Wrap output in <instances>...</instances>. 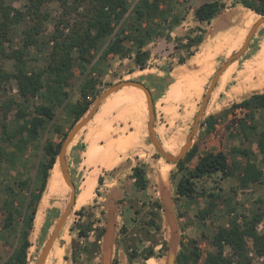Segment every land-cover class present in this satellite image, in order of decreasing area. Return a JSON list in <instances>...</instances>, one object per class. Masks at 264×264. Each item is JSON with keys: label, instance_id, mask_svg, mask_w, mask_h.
Masks as SVG:
<instances>
[{"label": "trees", "instance_id": "1", "mask_svg": "<svg viewBox=\"0 0 264 264\" xmlns=\"http://www.w3.org/2000/svg\"><path fill=\"white\" fill-rule=\"evenodd\" d=\"M53 1L60 6L61 17L53 25L49 35L51 48L48 61L39 69L28 70V49L37 45V36L41 32L43 20L47 18L42 7ZM174 1L135 0L131 7L129 0H28L25 10H20L7 4L5 0H0V89L11 79L15 80L17 87L16 98L10 96L0 103V140L11 144L17 151H22L27 145H33L39 139L40 131L47 128V124L55 119L59 109H68L73 117L71 127L82 118L89 111L96 97L114 84L108 83L106 88L101 89L97 87L100 73L87 76V69L93 64L95 52H98V57L101 58L116 54L120 59H130L133 67L129 68V73L145 71L151 60V52L146 45L159 35L165 36L167 40H173L174 48L179 52L185 51V55H180L177 61L178 64L184 63L186 58L193 54L191 48L202 41V30L199 28V32L194 34L171 39L168 31L180 22V17L172 10ZM236 1L253 12L254 20L264 16V0ZM225 7L224 3L216 0L206 1L194 8L193 17L198 22H209ZM23 21L26 25L21 31V46L7 47L11 42L12 27ZM163 29L167 32H163ZM2 59L13 60L12 72L3 68ZM75 61L80 72L86 77L80 83V98L70 103L66 87L72 84ZM135 89L137 92H142L139 88ZM111 97L101 103L96 113ZM36 98L40 101H35ZM237 109L243 112V117L234 119L231 124L237 126L243 141L253 139L257 152L262 157L253 158L246 147L239 146L231 149L232 153L240 156L239 159L230 160L222 150L197 155L198 145L193 143L186 154L179 161L174 162L176 171L170 174V178L175 185L174 202L177 216L185 217L179 202L182 198L203 197L206 203L194 215L199 221L206 222L219 205L225 207L228 217L227 222L219 224L211 236L210 243L214 248L212 251L206 252L203 256L197 241L181 240L175 264H264V209L258 208L246 213L239 209L241 204L234 200L238 189L242 192L251 190L254 184L264 185V128H259L255 122V113L264 109V91L254 92L247 98L232 103L227 110L234 112ZM12 110L18 122L14 128L9 129L6 121ZM216 122L217 116L210 114L201 121L200 125L205 124L204 132L208 134L214 130ZM53 128L60 135V141L55 143L45 139L40 145L44 159L37 164L35 178L25 177L13 181L12 184L3 181L4 177L0 179V183L5 182L3 186L5 194L14 192L15 186L18 189L12 197L6 196L0 206L1 228L3 231L13 233L16 239L11 253L2 264H27V254L31 246L29 236L33 226L35 231L36 218L41 213L44 200L53 186V175L58 170L59 148L67 134L56 125ZM185 141L184 139L179 146ZM2 153L0 146V161L3 160ZM195 157L197 160L193 167H188V163ZM130 177L133 179L132 184L136 192L146 190L148 179L143 163L132 167ZM227 178H235L237 184L229 187L228 191H223L220 181ZM102 183L103 176L100 175L97 177L95 188L97 195H99L98 187ZM77 191L78 188L75 186V198ZM124 200L127 199L123 197L118 203ZM93 201L96 202V199ZM87 208L89 207L81 206L75 211L81 218V223L76 226L77 236L84 241L73 246L71 253L73 262L77 261L80 254L93 258L99 251V241L105 232L103 226L95 225L98 219L96 221L92 219V212ZM124 208L131 214L142 213L141 224L136 231H130L124 223L119 230L122 236V248L129 264H133L136 259L142 261L140 264H145L144 260L160 256L159 253L166 248L165 242L160 241L159 253L156 254L154 245L157 243L150 234L152 230L158 233L161 231L160 202L149 197H143L139 201L130 199L129 204ZM83 217H87V221H82ZM128 221L136 223L134 218ZM259 224H262L261 230L257 228ZM92 231L94 235L93 239H90L89 234ZM144 242L150 243L146 245ZM249 244L256 256L263 257L262 261L255 263L248 256ZM226 248L229 249V254L225 253Z\"/></svg>", "mask_w": 264, "mask_h": 264}, {"label": "rangeland", "instance_id": "2", "mask_svg": "<svg viewBox=\"0 0 264 264\" xmlns=\"http://www.w3.org/2000/svg\"><path fill=\"white\" fill-rule=\"evenodd\" d=\"M27 1L28 0H5L7 4H10L20 10H25ZM198 2L199 0H197V2L195 0H181L180 2L179 0L175 1L176 4L180 3L181 7H179V5H174V9L183 12L186 18V20L183 22V26L177 30L178 33L182 34V32L186 31L182 28L185 27L186 23L190 22L191 20L192 14L190 8L196 5ZM129 3L132 7L135 3V0H129ZM42 10L45 14H47V18L43 20L41 32L37 36V45L28 49V70L39 69L48 61V53L51 48L49 35L53 30V25L61 17V8L58 3L54 1L44 4ZM25 25L26 22L23 21L22 23L12 27L11 42L7 44V47L17 48L21 46V31ZM191 25L194 24H188V26ZM249 28L250 26L245 27L244 24L236 23L233 25H228L225 32L219 34L218 38L221 42H223V44L221 43L222 45L220 51L215 52L214 49L211 50V57L209 60L201 62V66H198L190 71L189 75H196L198 76L199 80H185L186 75L188 74L187 70H184V68L196 59L198 56L197 54L202 50L201 47L196 49V54H194V56L190 55L187 57L188 63L186 61V63L180 65L177 64L178 57L183 54L185 55V51L181 50V52H179V50L171 48V46L166 44H160L159 41L156 40V42H151L147 46L151 52V60L148 62V66L145 68V71L140 72L139 74H136L134 71L129 73V68L132 69L133 67L130 59H120L116 54H112L106 58H101L98 57L99 53L95 52L93 64L87 69V76H93L100 73L98 76L99 82L97 83V87L101 89L106 88L108 83L112 84L120 80L128 79L138 80L147 85L153 99V127L156 136L159 140H162L164 146L163 148L167 152V149H169L176 154L182 147L179 145L184 139H187V136L190 133L194 117L199 109L202 97L208 88L212 76L226 61V59L241 47ZM194 30L195 32H198L197 29L194 28ZM237 33H242V38L237 44L233 45L230 39ZM226 38H229V40L224 42V39ZM263 41L264 25H261L254 33L246 51L231 63L234 64L236 71L227 77L226 82L221 79V77H219L218 81L216 82V86L213 88L203 112L202 120L211 114L217 116V122L214 125V130L208 134L204 132L205 124L198 126L197 133L193 139V143L198 145L197 155L208 151L222 150L230 160L239 159V155L236 156L231 152L232 147L239 146L246 148L249 147L251 154H253V158L255 157L260 159L262 157V155H259L254 149V144L251 142V139L246 142L243 141V137L240 134L237 126L231 124L234 119L242 118L243 112L239 109L234 112H229L227 109L232 103L239 102L249 95L253 90L258 89L259 91L263 89L261 88L262 86L257 84L259 82L255 81L257 85H249L248 90L243 94L238 92L236 95L235 91L233 90V88H237L238 86L241 88V86L237 84V72L243 68V65L246 61H255L254 55L260 48V45ZM1 62L3 64V68L6 71H13L12 59H2ZM73 72L74 77L72 84L66 87V90L69 93L68 101L70 103L80 98V83L83 81L84 77H86L80 72L76 61ZM176 77L178 81H176ZM196 81H199L200 85H196L198 83ZM16 89V82L14 79H11L8 84L4 85L0 89V103L10 96L16 98ZM135 90L137 89L133 87H126L112 93L114 96L111 97L112 94L108 96L111 98L108 99L105 106L98 113L94 114L95 120H93L91 123V125H95L96 123L100 124L103 121L113 122L114 128L111 132V135L114 136V138L120 134L122 136L125 134H131L130 132L139 133L140 146L124 152L125 156L129 155L130 157L127 158L126 164H123L124 166L120 171V175L118 172V174L114 175L115 173L112 171H108V174L114 173V177H119L120 180L117 182V185L122 182V185L119 187L127 189V192H129V195H131L129 199L123 203V205L127 206L130 202V199L139 201L142 200L143 197H149L151 199L157 198L164 203L165 207L169 205L166 207V209L161 210L160 223L162 228L160 233L156 232L155 230L150 231L151 237L157 243L154 245L156 254L159 253L158 249L160 248V241H163L162 238L165 237L166 232L170 231L174 234L176 241L183 240L187 242L189 239H194L197 241V245L204 256L206 252L212 251L214 249L210 243V239L217 226L227 222L228 217L226 214V209L223 205H219L210 218L206 220V222H201L194 215L196 211L206 203V199L203 197L192 199L182 198L180 200V208L185 213V217H177L175 212V204L173 202L174 182L170 178V174L176 171V166L173 162L167 161L151 143L147 130L148 111L146 96L144 92H137ZM125 92L126 94L122 95V93ZM139 93L142 94L143 97ZM127 97H130L132 100L127 99ZM35 101L40 100L36 98ZM257 113H260L258 115H260L261 119L258 118V115L255 119L258 122L261 120V123L264 124V110L261 109ZM96 115H103L104 119L98 118ZM17 120L18 119L15 117L14 110H12L7 116L6 122L8 127H14L18 122ZM72 121L73 118L68 109H59L56 113L55 119L47 124V128H43L41 130V136L39 139L21 154L18 153V151L11 144H7L5 142L3 143L0 140V146L3 150L1 157L3 160L0 161V179L4 177L5 179L3 181L12 184L13 181H17L19 179L21 180L25 177L33 176L35 178L37 164L39 161L44 159V156L40 151V145L45 139H50L55 143L59 142L60 135L54 131V125L61 127V131L68 132L71 128ZM63 128H66V130ZM82 129L76 134V136L73 138L74 140L72 139L68 146L67 152L69 157H72L74 154L72 152V147L75 145V143L79 144L77 141ZM107 141L109 140L106 139L104 143ZM87 151H89V148H87ZM92 156L94 157L95 155L93 154ZM75 158L76 157L73 159ZM73 159L70 158L72 163L70 174L72 182L78 188V191L81 189L86 193L90 192V184L91 188H93V190H91L94 193L97 171H93L92 174H88L85 177L87 182L82 184L80 180V174L76 172L75 164L72 162ZM196 160L197 157L188 163V167L192 168ZM137 163H144L146 166L148 187L146 192H141L139 194L135 193L134 195L131 193L134 190V187L131 185L132 182L130 181L129 177V167L130 165ZM156 163L160 164L159 166H156L157 168L153 166ZM53 180V186L51 187L48 196L44 200V205L40 210L41 213L36 218L35 231L33 226V230L29 236L31 246L29 247L27 254V264L36 263L47 237L53 230L60 213L66 207L69 199L70 191L68 194V187L61 176L59 167L53 175ZM5 182L0 183V206L3 199L6 197V194L3 190ZM104 184L99 186V195L95 193L93 197L86 204H84L86 207H89L87 210L92 212V219L95 221L98 219V221H100L99 223L96 221L95 225H103L106 222V211H109V205L112 204L110 212H112V209L116 211V208H118L119 211L118 200L111 196L108 199V186ZM236 184L237 180L235 178H227L220 181V186L223 188V191H228L229 187L235 186ZM17 192L18 189L15 186L14 192L9 194L10 197H12ZM94 199H96V202L93 201ZM234 200L241 204L239 209L246 213L255 211L258 208L264 209V185L254 184L251 190H244L242 192L240 189H238V193L236 194ZM112 201L113 203H111ZM91 205L94 206L91 207ZM80 207L81 206H79L75 201V205L73 206L72 211L67 217L57 239L55 240L54 248L52 249L48 259H46L45 264H98L97 259L87 257L85 254H80L79 258L75 262L71 260L73 246H76L77 243L80 244L82 241H84L77 236L78 230L76 228L77 224L81 223V218L78 217L75 211H77ZM131 217H135L136 223H130V221H128V223L125 224V219L123 217H120L117 222H115V232L113 236H116V239L119 240V246L123 245V242L121 241L122 236L119 234L120 227L123 225V223L130 231H136L137 227H139L141 224L140 220L142 213L138 215L132 214ZM1 219L2 214L0 212V263L2 264L11 253L16 239L13 233H8L2 230ZM82 221H87V217H83ZM163 223H165V227H163ZM257 228L258 230H261L262 224H259ZM131 233L133 234L134 232ZM89 235L90 239H92L94 232H90ZM203 235H205V237H203ZM144 243L147 245L150 242ZM248 247V256L252 258L253 262L257 263L262 261L252 252L250 249V244ZM178 249H180V246ZM229 252V249L226 248L225 253L229 254ZM249 253H251V255ZM159 254L160 257H155V261L157 262H160L161 258L163 259L165 251ZM141 262L142 261L140 259H136L133 264H140Z\"/></svg>", "mask_w": 264, "mask_h": 264}, {"label": "crops", "instance_id": "3", "mask_svg": "<svg viewBox=\"0 0 264 264\" xmlns=\"http://www.w3.org/2000/svg\"><path fill=\"white\" fill-rule=\"evenodd\" d=\"M175 1L173 3V9L172 10H173V13L177 14L180 17V20H179L180 22L177 25L172 26V28L168 31V33L171 36V39H173L176 36L177 37H183L186 34H190V33L194 34V33H196L194 28L197 29L198 32H199V28L202 30V41L198 45L191 48L193 51V54L191 56H194V54H196L197 48L201 47L202 50L200 49L201 51H199V53L197 54L198 56L196 57V59L193 62L189 63V65H187L184 68V70L185 69L187 70V74H188V75H186L185 80L186 79L190 80V81L192 79L197 80L198 76H196V75L190 76L189 75L190 71L195 69L198 66H201L200 65L201 62L208 61L209 58L211 57V50L214 49L215 52L220 51L221 45L223 44V42L220 41L218 36L220 33L225 32L228 25H233V24L239 23V24H244L245 27H249L251 25V23L253 24L255 21L254 20L255 16H254L253 12L251 10H249L248 8L244 7L240 2H237L236 0H216V1L224 3L226 7L223 10L219 11V13H217L213 17V19L210 20L209 22H206V21L198 22L193 17L192 11L194 10V8L203 2L214 1V0H199V2L196 5H194L193 7L190 8V11L192 14L191 20H190V22L186 23L185 27L182 28V29H185L186 31L182 32V34H180V33H178L177 30L180 29L181 26H183V24H184L183 22L186 20V18H185V15L183 14V12L177 11L176 9H174V5H179V7H181L180 3L176 4ZM180 1L181 0H179V2ZM195 1L197 2V0H195ZM188 24H194V25L188 26ZM166 29H163L162 31L167 32ZM173 34H175V35H173ZM229 38L224 39V42L228 41ZM241 38H242V33L241 34L237 33L235 36H233L230 39V41H231V43H233V45H235L241 40ZM155 40L159 41L160 44H163V45L166 44V45L171 46V48H174V45H173L174 41L173 40H167L165 38V36H159V35L156 36V38H154L153 40H151L146 45V47L151 42H153V43L156 42ZM216 40H218V41H216ZM110 55H112V54H109L108 56H110ZM254 59H255V61H246L243 65V68L237 72V75H236V79L238 80L237 84H239L241 86V88L239 86L237 88L236 87L233 88L236 95L238 92L243 94L245 91H247L249 88L248 87L249 85L254 86V85L258 84L259 86H262L261 88H263V89H261L259 91H258V89L253 90L245 98H247L248 96H250L254 92H263L264 91V41L261 43L260 48L255 53ZM186 61L188 63V58H187V60H185L184 63H186ZM184 63H182V64H184ZM182 64H180V65H182ZM235 71H236V68H235L234 64H230L226 68V70L221 74L220 77H221V79H223L226 82L227 77L229 75H231L232 73H234ZM134 72L136 74H139L140 72H143V71H134ZM176 81H178L177 77H176ZM255 81H258L259 83L256 84ZM196 82H198L196 85H200L199 81H196ZM124 88H126V87H124ZM119 94H121V93H119ZM124 94H126V92L122 93V95H124ZM128 94H130V93H128ZM127 99L132 100L130 97H127ZM137 102H139V101H137ZM257 112H259V110ZM256 113H255V118L258 114H260V113H257V114ZM96 116H98V118H103V115H96ZM94 118H95V116L87 123L88 125H85L83 127L81 133L79 134V139L77 141V142H79V144L75 143V145L72 147V152L74 153L73 156L69 157L68 152H67V164H68L69 173L71 174V164H72L70 161V158L73 159L74 157H76L75 159L72 160V162H74V164H75L76 172L80 174V180H81L82 184H84V182H87L85 177L88 174H90V173L92 174L93 171H97L96 182H95V186H94V193L92 191L93 188H91L90 184H89V187H90L89 191L90 192L86 193V192L82 191L81 189H79V191H77L75 201L79 206H85L84 204H86L93 197V195L95 194V188L97 187V177L100 175L103 176V183L102 184L105 183L104 185L108 186V189H107L108 199L110 198V196L113 198L115 197L117 200H119L123 197L125 199H129V197L131 195H129V192H127V189H123V188L119 187L122 185V182H120L119 185H117V182H119L120 179H119V177H116V176H115L116 177L115 178L114 175H116L118 173L120 175V171L122 170V168L124 166L123 164L124 163L126 164L127 158L130 157L129 155L125 156L124 152L129 150V149L132 150L133 148L140 146V143H139L140 137H139L138 132H130L131 134H125L124 136H122L120 134L114 138V136L111 135V132L114 128L113 122L103 121L100 124L96 123L95 125H91L93 120H95ZM258 118L261 119L260 115H258ZM255 122L258 124L259 128H264V124L261 123V120H260V122H258L255 119ZM8 128L12 129L14 127H11V128L8 127ZM59 128L61 129V127H59ZM63 129L66 130V128H63ZM40 136H41V131H40ZM106 139H108L109 141L104 143V141H106ZM160 141H161V144L163 146L162 140H160ZM244 141L246 142L248 140H244ZM251 142L254 144V149L257 151L256 144L253 142V139H251ZM29 146H30V144L27 145V147H25L22 151H18V153H20V154L24 153L28 149ZM87 148H89V151H87ZM247 149L249 150V147ZM250 153H251V151H250ZM11 154H13V153H11ZM93 154L95 155L94 157L92 156ZM259 155H261V154H259ZM238 158H240V157H238ZM17 163H18V161H17ZM134 165H136V164L130 165V167H129V177L131 174V169ZM157 165L159 166L160 164L156 163L153 166L155 168H157L156 167ZM145 169H146V166H145ZM107 171H112L115 174L114 173H113L114 175L113 174H106ZM146 176H147V171H146ZM92 179H90V180H92ZM147 179H148V177H147ZM130 181L133 183V179L131 177H130ZM91 182H93V181H91ZM132 183H131V185L133 186ZM98 189H99V187H98ZM144 192H146V190ZM131 193H133L135 195V193L139 194L141 192H136L135 190H133ZM6 196H10V195L6 194ZM132 197H133V195H132ZM175 197H176V193H175V185H174L173 202L175 201L174 200ZM155 199H157V198H155ZM111 200H112V198H111ZM157 200L161 204V209H160V221H161V210L166 209V207L169 205H167L165 203L167 205L165 207L164 203L160 199H157ZM124 202H125V200H124ZM124 202L119 204V211H118V208H116L117 209L116 211L112 209V212H110V209L112 208V204L109 205L108 206L109 211H106V214H107L106 215V222L103 225L102 224L99 225V226H103V228L105 229V232H104L101 240L99 241V244H100L99 251L93 257V258L98 260V264H129L125 251L123 250L122 246H119V240L116 239V236L115 237L113 236L114 232H115V222H117V220L120 217L121 218L123 217L125 219L124 220L125 224L128 223V219H132V218L135 219V217H131L132 216L131 212L129 210H127L126 208H124L125 207V205H123ZM111 203H113V201ZM174 204H175V202H174ZM175 212L177 214L176 204H175ZM178 218H182V217H178ZM99 222L100 221H97V223H99ZM164 225H165V223H163V227H165ZM161 228H162V226H161ZM162 240L165 242L166 248L164 250L165 255L163 256V259L161 258V261H160L161 263L155 261V257L154 258L150 257V258L144 260L145 264H151V263L152 264H174V257L178 253V250H179L178 248L180 246L181 240L176 241L174 234L170 231L166 232V235L164 238H162ZM160 246H161V244H160Z\"/></svg>", "mask_w": 264, "mask_h": 264}, {"label": "water", "instance_id": "4", "mask_svg": "<svg viewBox=\"0 0 264 264\" xmlns=\"http://www.w3.org/2000/svg\"><path fill=\"white\" fill-rule=\"evenodd\" d=\"M263 24H264V16H259L254 21V23L250 26L241 47L236 52L231 54L226 59V61L217 69L215 74L212 76L210 83L208 85V88L202 97V101L200 103L199 109H198V111L194 117V121H193L191 130H190V133L188 134L185 143L182 145V147L179 149V151L176 154H172V153L167 152L163 148L161 142L159 141V139L156 136V133H155L154 127H153V122H154L153 99H152V95H151L149 88L143 82H140L138 80H130V79L120 80V81L110 85L108 88L103 90L96 97V99L92 103V106L89 109V111L82 118H80L76 123H74L72 125V127L69 129V131L67 132L64 139L61 142L59 152H58V167H59V170H60V173H61V176H62L64 182L70 188L69 199H68L66 207L60 213V215H59V217H58V219L54 225L53 230L51 231L50 235L47 237L45 244L43 245L35 264H45L47 256H48L55 240L57 239L67 217L69 216L70 212L73 209V206L75 205V185L71 180L69 169H68V164H67V159H66L67 148H68L70 142L72 141L73 137L77 134V132L79 130H81L91 120V118L97 112L101 103L108 96H110L112 93L120 90L123 87L133 86V87H137V88L141 89L146 96V104H147V111H148L147 130H148V134H149V139H150L151 143L154 145V147L157 149V151L167 161H170L173 163L177 162L186 154V152L189 150V148L193 145V138L196 135L198 126L201 123L203 112H204L205 107L207 105L209 96H210L211 92L213 91V88L215 87V84L218 81L219 77L221 76V74L226 70V68L233 61H235L237 58H239L246 51V49L248 48V44H249L250 40L252 39L254 33ZM175 258H176V256L174 257V264H175Z\"/></svg>", "mask_w": 264, "mask_h": 264}, {"label": "bare ground", "instance_id": "5", "mask_svg": "<svg viewBox=\"0 0 264 264\" xmlns=\"http://www.w3.org/2000/svg\"><path fill=\"white\" fill-rule=\"evenodd\" d=\"M129 87H133V86H129ZM135 88H137V87H135ZM142 91V90H141ZM143 92V91H142ZM194 139V138H193ZM160 141V140H159ZM68 187V194H69V191H70V188H69V186H67ZM67 194V195H68Z\"/></svg>", "mask_w": 264, "mask_h": 264}, {"label": "built area", "instance_id": "6", "mask_svg": "<svg viewBox=\"0 0 264 264\" xmlns=\"http://www.w3.org/2000/svg\"><path fill=\"white\" fill-rule=\"evenodd\" d=\"M250 255H251V253H249ZM260 258V260H262L263 259V257H259Z\"/></svg>", "mask_w": 264, "mask_h": 264}]
</instances>
